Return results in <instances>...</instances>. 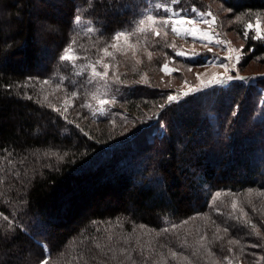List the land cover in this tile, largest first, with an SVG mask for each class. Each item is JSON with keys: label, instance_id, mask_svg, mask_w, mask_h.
Masks as SVG:
<instances>
[{"label": "trees", "instance_id": "obj_1", "mask_svg": "<svg viewBox=\"0 0 264 264\" xmlns=\"http://www.w3.org/2000/svg\"><path fill=\"white\" fill-rule=\"evenodd\" d=\"M216 1L264 12V0ZM149 5L0 0V264H264V79L174 103L124 86L129 134L65 115L36 84L65 68L78 16L109 38ZM245 44V64L264 57V40Z\"/></svg>", "mask_w": 264, "mask_h": 264}, {"label": "rangeland", "instance_id": "obj_2", "mask_svg": "<svg viewBox=\"0 0 264 264\" xmlns=\"http://www.w3.org/2000/svg\"><path fill=\"white\" fill-rule=\"evenodd\" d=\"M177 1L175 0V3ZM205 1L209 4L205 10L193 7L181 11L173 7L175 3H172L171 0H149L150 5L139 14V17L134 18L128 28L122 31H134L138 21L145 19L146 14L155 15L158 23L160 19L168 16L186 17L196 21V26L199 29L208 31L209 35L213 37V43L208 44V47L212 48V52H208L207 48L203 46L207 43L206 41L183 34L177 36L171 31L170 26L162 29L160 36L148 31L130 36L127 42L123 38L120 41H115L113 39L114 35L108 38L101 27L83 16H78L80 18L79 22L76 18L69 43L64 48L71 46L73 49L72 54L79 57L75 61V66H73V62L63 61L67 69L64 68L58 71L50 79L37 81L36 84L44 89L48 100L56 108L62 110L65 115L76 114L75 117H83L85 121L91 124H104V126L110 128H120L122 134H129L138 122L137 119L124 112L126 102L124 86L139 84V86L148 85L152 88H159L163 92L170 91V95L181 97L176 101L179 102L191 94L213 88H202V85L208 83L213 75L224 73V69L218 66L221 62L229 64L230 75H239L246 78L235 81L252 83L264 79V61H261L264 57L256 58L249 65L245 64V41L247 38L255 36L254 29L257 20L260 21L261 28L264 29V12L252 15V17L235 15L216 0ZM156 5H162V7L157 8ZM165 8L170 9V11H165ZM209 12L216 17V22L211 26L202 22L205 19H212L211 16L207 15ZM249 23L253 24V29L246 27ZM184 27H187V25H184ZM89 28L93 31L89 32ZM165 31L167 32L166 36L164 35ZM216 40H223L225 43L216 44ZM254 40L258 41L260 39ZM113 43H116L118 47H110ZM173 43L176 45L175 49L168 47ZM129 44L134 47L130 48ZM104 47H108L111 56H104L102 51ZM228 48L243 49L242 58L234 69H232V65L235 64L236 54H232L233 59L231 61L225 59L229 55ZM193 49L201 55L189 58ZM176 51H185L188 56H176ZM133 52H135V55H133ZM149 52L152 53V59L148 58ZM101 59L111 66L106 78L107 83L93 81L91 85L82 86L91 77V69L88 68L83 75H76L75 73ZM137 61L140 62L137 63ZM165 63H168L170 68L178 69V71H174L170 75L161 71ZM205 64L207 66L203 67L202 65ZM213 64L217 66L213 67ZM189 67L192 68V71L188 70ZM96 68L97 71H103L100 64H96ZM197 73L201 74L199 79ZM117 76L119 77L118 81H116ZM44 81H48V83L45 84ZM58 84L59 87H57ZM196 88H201V90L191 91ZM73 92L76 93V96L72 95ZM94 92L99 94L101 98L115 100V103L105 106V114H99V105L96 100L92 99ZM185 92H190V94L184 96L183 93ZM82 104H90L91 107H81ZM261 104L264 107V96ZM65 108H67L66 111ZM93 112L97 114L93 115Z\"/></svg>", "mask_w": 264, "mask_h": 264}, {"label": "snow or ice", "instance_id": "obj_3", "mask_svg": "<svg viewBox=\"0 0 264 264\" xmlns=\"http://www.w3.org/2000/svg\"><path fill=\"white\" fill-rule=\"evenodd\" d=\"M172 3H175V0H172ZM157 8L162 7V5H156ZM165 11H170V9L165 8ZM203 15V14H201ZM208 16H211L212 19L211 20H203L202 22L204 24H207L209 26H211L212 24H214L216 22V17L212 15L211 12L207 13ZM79 17H77V22H79ZM147 25V26H146ZM184 25H187V27H184ZM197 22L192 20V19H188L186 17H175V16H168L167 18H163L159 20V23L157 21V17L153 14H146V18L145 19H140L138 21V24L135 28L134 31H120L118 33H116L113 37V39L115 41H120L121 38H123L125 40V42L128 41L129 37L132 35H135L136 33H146L148 31H152L156 36H160L161 35V30L162 29H166L167 27H171V31L173 33H175L177 36L180 35H188V36H192L195 39H199L201 41H206L207 43L204 44L203 46L205 48H207L208 52H212V48L208 47V44L213 43V37L211 35H209L208 31L199 29L197 26ZM248 29H253V24L249 23L246 26ZM255 36L252 37L253 39H260V40H264V29L261 28V24L260 21L257 20L256 24H255ZM89 32L93 31V29L89 28L88 29ZM164 35H167V32H164ZM73 43H75V41H73ZM216 44H224L225 41L223 40H216L215 41ZM130 48L134 47L133 45L129 44L128 45ZM110 47L112 48H117L118 45L116 43H113L110 45ZM168 47H171L173 49L176 48V45L173 43L171 45H168ZM104 56H111L112 54L108 51V47H104L102 49ZM229 55L227 57H225V59L231 61L233 59V53H235V64L232 65V69H234L236 67V64H239L241 58H242V54H243V49H233V48H228L227 49ZM73 53V49L71 46L67 47L66 49H64L63 54L60 56V60L61 61H70L73 62V66H75V61L77 59H79L78 56H75L72 54ZM133 55H135V52H133ZM176 56H188V53L185 51H176L175 53ZM201 55V53H198L195 51V49L192 50L191 53V57L189 58H193L195 56ZM148 58L152 59V53L149 52L148 53ZM140 61H137V63H139ZM96 64H100L101 67L103 68V71H97L96 68ZM203 67H206L207 65H202ZM216 64H213V67H216ZM219 67H222L224 69V73L223 74H217V75H213L212 79L210 81H208V83L203 84L202 88H208V87H214L216 85H229L231 82L235 81V80H244L246 79L243 76H239V75H230V66L227 63H223L221 62L219 65ZM111 66L107 63H104L103 60H98L96 61L94 64L88 65L86 68H82L79 72L75 73L76 75H83L84 72H86L88 70V68L91 69V77L89 79H87L84 82V85L82 86H87V85H91L93 83V81H104L105 84L107 83V77H108V73H109V68ZM189 71H192V68L189 67L188 69ZM161 71L165 72L166 74L170 75L172 72L174 71H178V69L175 68H170L168 63H165L162 68ZM201 74L197 73V78L199 79V76ZM119 80V77H116V81ZM45 84L48 83V81H44ZM115 83V81H114ZM57 87H59V84L57 85ZM201 88H196V89H192L191 91H200ZM190 92H185L183 93L184 96L189 95ZM73 96H76V93L73 92L72 93ZM181 97L178 95H167V101L168 103H174L177 100H179ZM45 99H47V97H45ZM92 99L96 100L99 108H98V112L99 114H105V106L109 105L111 103H115V100H108V99H104L101 98L99 94L97 93H93L92 94ZM166 105H160L161 109H163ZM81 107H91L90 104H82ZM67 110V108H65V111ZM96 112H93V115H96ZM217 198H219L220 193L216 194ZM232 208L235 209L236 208V203L233 202L232 204ZM5 220H8V217H4ZM11 223V222H10ZM186 223V221H185ZM253 228H255V225H253ZM217 231H219V229H217ZM225 231H227V229H225ZM259 235V233H257ZM229 243L231 244H238L239 240H230ZM99 247V245H97ZM258 245H252V247H257ZM172 255H176V253H172ZM41 264H48V261L45 259L41 262Z\"/></svg>", "mask_w": 264, "mask_h": 264}]
</instances>
